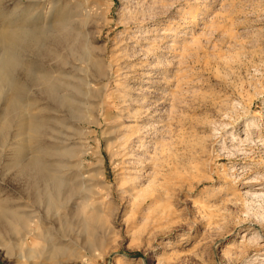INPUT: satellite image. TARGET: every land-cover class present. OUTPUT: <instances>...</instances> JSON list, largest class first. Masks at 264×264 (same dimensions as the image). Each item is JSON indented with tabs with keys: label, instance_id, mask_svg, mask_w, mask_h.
<instances>
[{
	"label": "rangeland",
	"instance_id": "1",
	"mask_svg": "<svg viewBox=\"0 0 264 264\" xmlns=\"http://www.w3.org/2000/svg\"><path fill=\"white\" fill-rule=\"evenodd\" d=\"M32 2L0 0V28L80 43L16 71L64 187L33 195L13 125L0 204L33 220L0 229V264H264V0Z\"/></svg>",
	"mask_w": 264,
	"mask_h": 264
},
{
	"label": "bare ground",
	"instance_id": "2",
	"mask_svg": "<svg viewBox=\"0 0 264 264\" xmlns=\"http://www.w3.org/2000/svg\"><path fill=\"white\" fill-rule=\"evenodd\" d=\"M29 1L37 3L39 0ZM69 40L70 44H68V49H70V51L74 52L76 48L80 47L77 36L65 37L59 35L54 27H50L48 30L36 35L29 33V31L22 26L11 29L0 28V102L2 101L0 107V141L6 137L9 129L13 127V125L19 127L18 132L20 134L28 131L32 133L36 155L29 158L26 151L24 153L25 146L27 145V140L25 139L16 146V156L13 163L17 166H22V172L29 178L28 183L30 191H32L33 195L38 199L47 191V187L53 190V195L51 197L57 198L63 190L64 181L53 174L51 168L52 164L47 158L51 155V150L48 146L42 145L41 143L40 136L45 126L44 121L34 119L30 117V114L27 116L26 111L32 107V105L26 101L27 99H24L28 92V86L16 76V71H18V68H24V70L30 72L31 74H29L32 76L37 63L33 60L26 61L22 59L19 51L21 48L30 47L31 49H36L41 54L54 55L61 50L60 47L63 48L67 45V41ZM83 45V48L86 50V44L83 43ZM31 78L34 82L39 80V77L35 74ZM40 79L44 82L46 92L51 98L59 96L58 84L52 80L49 73L41 75ZM0 145H2V143H0ZM44 158L46 159L44 160ZM246 195L261 196L264 195V193H249L248 191ZM32 220V213L28 211L20 212L19 210L10 211L7 209L6 204H0V229L13 232L16 228H19L26 231V233H31L29 228L26 229V225ZM1 235L0 232V236ZM256 236L259 246L264 249V232L260 230L256 233Z\"/></svg>",
	"mask_w": 264,
	"mask_h": 264
}]
</instances>
